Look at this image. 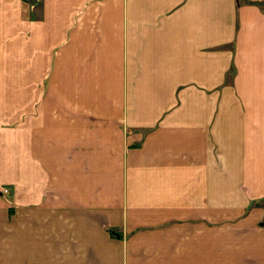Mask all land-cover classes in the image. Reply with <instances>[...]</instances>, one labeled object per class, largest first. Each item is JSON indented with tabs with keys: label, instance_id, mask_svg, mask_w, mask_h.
<instances>
[{
	"label": "crops",
	"instance_id": "crops-1",
	"mask_svg": "<svg viewBox=\"0 0 264 264\" xmlns=\"http://www.w3.org/2000/svg\"><path fill=\"white\" fill-rule=\"evenodd\" d=\"M0 130V264H264V0H0Z\"/></svg>",
	"mask_w": 264,
	"mask_h": 264
},
{
	"label": "rangeland",
	"instance_id": "rangeland-1",
	"mask_svg": "<svg viewBox=\"0 0 264 264\" xmlns=\"http://www.w3.org/2000/svg\"><path fill=\"white\" fill-rule=\"evenodd\" d=\"M36 1L34 0L35 3H36ZM71 64H73V65H71V67H70L71 69H70L69 75L67 76V81H65V79L63 78V72H64L63 65H61L60 67L59 66L55 67L56 70L54 69L56 72V80H58V81L56 83H54L53 86L56 85V93H57V95H59V97L56 98V103H57L56 105L59 107L64 106L65 102L67 103L69 101V99L71 100V98H68V97L65 98L64 95H71V93L74 94V93L78 92L80 89H83L86 93H88V95H89L88 105L89 106L105 104V102L107 100V94L109 92V87H110L111 82H107V81L90 82L89 80H88L89 82L88 81L87 82L86 81H80V74L83 71L84 67L76 65L74 63H71ZM106 68L107 67H102V65L98 66L100 73H102V69L104 70ZM61 78H63V79H61ZM60 95L63 97H61ZM59 100H61V101L59 102ZM54 101H55V99H53V103H54ZM0 132L2 133L3 130H0ZM12 135H13V139L11 141V139H10L11 137H10L9 143H8V146L10 145V148H11V145H13V148L16 147V144H15L16 138L14 136V131H13ZM0 136H2V135H0ZM24 148H25V150L23 149L25 151L24 158H27L29 160V159H31V157L34 158V156H36V154H34L33 156L31 154L32 153V150H31L32 146L27 145V143H25ZM37 172H39V171H37ZM5 185L1 186L0 189L5 195L6 194L8 195L9 190ZM55 221H56L55 227L57 228V230L59 229L57 232L59 234L58 236H61L60 238H62L63 234L61 233V230H60L61 219L56 218ZM61 244H63V243H61ZM80 244L81 243H79L77 241H73V248H78L80 246ZM84 244H86V242L82 243L83 246H84ZM78 257L79 256H77L76 259H80V257L79 258Z\"/></svg>",
	"mask_w": 264,
	"mask_h": 264
},
{
	"label": "built area",
	"instance_id": "built-area-1",
	"mask_svg": "<svg viewBox=\"0 0 264 264\" xmlns=\"http://www.w3.org/2000/svg\"><path fill=\"white\" fill-rule=\"evenodd\" d=\"M5 192V191H4Z\"/></svg>",
	"mask_w": 264,
	"mask_h": 264
}]
</instances>
